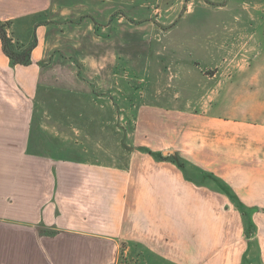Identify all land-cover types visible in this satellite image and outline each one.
<instances>
[{
  "label": "crops",
  "instance_id": "obj_1",
  "mask_svg": "<svg viewBox=\"0 0 264 264\" xmlns=\"http://www.w3.org/2000/svg\"><path fill=\"white\" fill-rule=\"evenodd\" d=\"M78 8L0 0L32 62L14 64L0 37V264H264V0L227 2L229 22L189 54L171 37L158 54L172 74L125 69L163 81L141 92L124 167L55 158L35 137L50 62L67 59L60 35L85 25L68 21Z\"/></svg>",
  "mask_w": 264,
  "mask_h": 264
},
{
  "label": "rangeland",
  "instance_id": "obj_2",
  "mask_svg": "<svg viewBox=\"0 0 264 264\" xmlns=\"http://www.w3.org/2000/svg\"><path fill=\"white\" fill-rule=\"evenodd\" d=\"M97 1L73 0L79 7L76 12L81 13L68 21L85 25L70 27L60 35L67 59L57 56L50 62L53 72L39 90L34 131L42 152L55 158L124 167L136 149L135 111L145 100L141 92L153 84L147 72L140 75L145 76L140 83L133 71L132 79L126 76L125 69L152 63L160 65L163 73L168 67L172 74L176 62L164 61L158 53L167 49L171 37L188 54L194 38L207 43L211 27L229 22L225 5L230 0ZM70 11L62 9L64 15ZM201 25L207 30L195 31ZM215 31L212 35L217 40L222 31ZM84 65L87 68L81 69ZM114 66L121 71L114 68L119 72L115 74ZM155 80L160 87L163 80Z\"/></svg>",
  "mask_w": 264,
  "mask_h": 264
},
{
  "label": "trees",
  "instance_id": "obj_3",
  "mask_svg": "<svg viewBox=\"0 0 264 264\" xmlns=\"http://www.w3.org/2000/svg\"><path fill=\"white\" fill-rule=\"evenodd\" d=\"M0 37L3 42V50L7 57L16 65H30L31 62V48L20 50V44L15 43L12 32V22H2L0 20Z\"/></svg>",
  "mask_w": 264,
  "mask_h": 264
}]
</instances>
